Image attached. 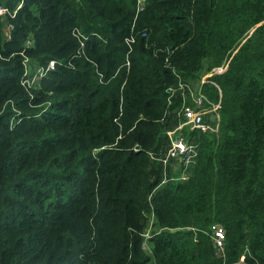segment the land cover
I'll use <instances>...</instances> for the list:
<instances>
[{
    "label": "trees",
    "instance_id": "1",
    "mask_svg": "<svg viewBox=\"0 0 264 264\" xmlns=\"http://www.w3.org/2000/svg\"><path fill=\"white\" fill-rule=\"evenodd\" d=\"M0 7V264H264V0ZM222 65L219 132H192L189 177L162 184L169 87Z\"/></svg>",
    "mask_w": 264,
    "mask_h": 264
},
{
    "label": "built area",
    "instance_id": "2",
    "mask_svg": "<svg viewBox=\"0 0 264 264\" xmlns=\"http://www.w3.org/2000/svg\"><path fill=\"white\" fill-rule=\"evenodd\" d=\"M0 14H7V9L0 7ZM142 36H146V34L142 33ZM136 41L137 37L135 34L126 38V43L129 47L128 55L133 50V45ZM126 65H130L128 56ZM55 66V62L51 61L47 68H38L31 75V82L33 83L40 80L48 74L51 69L55 68ZM225 68L226 66L224 65L214 68L203 75L197 83L194 81L184 82L181 79L177 87H169L168 91L171 94L169 104L173 103L175 92H180L181 95L180 104L176 109L178 122L166 131L169 142L166 146L167 149L161 150L158 153L150 152L151 157L161 163L164 167L165 179L162 181V184L169 179V169L173 172V177L169 180H185L189 177L190 168L194 166L199 155V143L193 140L191 136L192 132H219L221 102L212 101L208 94L203 90V85L207 82H212L220 88L219 85L210 78L213 75L223 73ZM27 74L29 75L30 73L27 72ZM135 149L139 150L140 146L137 145ZM177 164H181L178 175L174 173V170L177 169ZM210 235L216 248L220 252H223L226 242L225 229L218 224H213L211 226ZM146 236L147 238L150 237L149 235ZM244 260L245 255H242L240 257V262H244Z\"/></svg>",
    "mask_w": 264,
    "mask_h": 264
},
{
    "label": "rangeland",
    "instance_id": "3",
    "mask_svg": "<svg viewBox=\"0 0 264 264\" xmlns=\"http://www.w3.org/2000/svg\"><path fill=\"white\" fill-rule=\"evenodd\" d=\"M142 1L143 0H140V2L142 3ZM206 73H203L200 77H198L197 78V80H195L194 82L195 83H197L200 79H201V77L203 76V75H205ZM165 145V144H164ZM165 149H167V147H165L163 150H165ZM158 161H156V163H157ZM180 165L181 164H177L176 166H177V169H175L174 170V173L176 174V175H178L179 174V171H180V169H179V167H180ZM175 174H174V177H175ZM190 174H191V172H190ZM171 177H173V176H170L169 177V179L171 178ZM165 179V177L163 178V180ZM168 179V178H167ZM169 179L167 180V181H169ZM166 181V182H167ZM148 225H147V229H146V235H151L154 231H155V226H154V223H153V214L151 213V214H149V219H148ZM192 230H194V231H197V229H195L194 227H192L191 228ZM147 237V236H146ZM194 242H196V243H198L199 242V238H194ZM150 248H151V243H150V241H149V239H146V241H145V249H146V251L149 253L150 252Z\"/></svg>",
    "mask_w": 264,
    "mask_h": 264
},
{
    "label": "water",
    "instance_id": "4",
    "mask_svg": "<svg viewBox=\"0 0 264 264\" xmlns=\"http://www.w3.org/2000/svg\"><path fill=\"white\" fill-rule=\"evenodd\" d=\"M173 231H175V230H173Z\"/></svg>",
    "mask_w": 264,
    "mask_h": 264
}]
</instances>
